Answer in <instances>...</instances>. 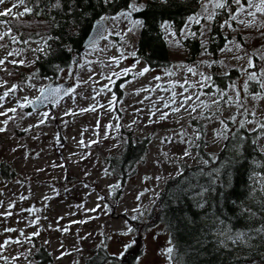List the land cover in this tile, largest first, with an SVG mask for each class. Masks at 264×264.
<instances>
[{"label": "rangeland", "instance_id": "1", "mask_svg": "<svg viewBox=\"0 0 264 264\" xmlns=\"http://www.w3.org/2000/svg\"><path fill=\"white\" fill-rule=\"evenodd\" d=\"M16 2L7 0L0 11ZM24 7L13 8L9 15L16 32L21 27L23 34H47L50 25L43 19L14 18ZM200 7L181 34L166 26L171 62L156 69L136 56L139 25H133L134 19L107 18L106 38L72 54L71 66L58 71L57 80H72V90L60 103L39 111L29 106L50 80L35 73L34 60L47 39L21 47L19 36L10 32L0 40V60L5 61L0 64V95L8 93L0 98V128L5 129L0 131V164L6 163L8 178L11 170L15 173L10 179L0 173V264H31L42 246L53 257L51 264H84L102 245L122 258L135 240L134 248L141 241L135 264H172L169 231L163 224L147 225L163 185L181 172L180 163H194L197 151L192 147L205 143L203 150L216 156L224 135L234 127L254 130L264 124V90L252 81L247 91L243 89L247 72L264 66V16L256 13L254 19L248 12L255 8H249L236 20L229 19L231 28L221 27L227 12L214 9L213 0L202 1ZM238 7L233 4L232 11ZM213 11L219 14L209 20ZM215 23L230 35L228 44L216 60L206 53L190 60L180 38L196 25L202 40ZM9 31L7 23L0 24V34ZM249 58L256 68H248ZM145 68L148 71L140 75ZM231 68L239 70L238 79L226 90L218 88L212 74L229 73ZM189 95L192 99L173 111ZM129 137L133 143L147 138L149 145L123 182L110 176L105 162L124 149ZM261 138L264 152V129ZM257 179L263 187L264 174ZM103 264L120 262L113 258Z\"/></svg>", "mask_w": 264, "mask_h": 264}, {"label": "trees", "instance_id": "2", "mask_svg": "<svg viewBox=\"0 0 264 264\" xmlns=\"http://www.w3.org/2000/svg\"><path fill=\"white\" fill-rule=\"evenodd\" d=\"M135 1L113 0L104 4L102 0H59L57 4V0H25V6L32 12L22 18L45 20L50 25L47 34L28 31L23 34L21 27L16 32L10 16L1 19L7 21L9 32L19 36L18 46L24 47L31 40L37 43V38L47 39L35 56L34 70L40 77L52 80L57 79L60 69L71 66L72 54L83 52L82 44L97 19L120 15ZM202 1L148 0L139 11L132 12L131 17L140 21L136 56L148 68L168 67L171 57L166 26L181 34ZM219 25H211L202 40L196 25L180 38L190 60L204 53L218 58L230 36ZM239 73L237 68H231L229 73L217 71L212 79L218 88L226 90ZM119 85L116 82L117 89ZM263 129L234 127L224 135V145L216 156L203 150L205 143L196 149L192 147L197 151L194 163H180L181 172L163 185L147 225L163 224L169 231L173 242L172 264H264V233L257 231L264 228V186L257 179V174H264V152L260 149ZM148 145L147 138L133 143L129 137L119 154L106 158L110 176L124 182V176L146 156ZM6 166L5 162L0 164L4 179L8 178ZM11 171L8 179L15 176ZM240 233L244 235L237 239ZM135 243L122 258L107 253L103 245L95 247L84 264H103L113 258L120 264H135L141 255V241L136 248ZM34 260L31 264L54 262L45 246L34 253Z\"/></svg>", "mask_w": 264, "mask_h": 264}, {"label": "snow or ice", "instance_id": "3", "mask_svg": "<svg viewBox=\"0 0 264 264\" xmlns=\"http://www.w3.org/2000/svg\"><path fill=\"white\" fill-rule=\"evenodd\" d=\"M6 2H7V0H0V5H3ZM102 2L104 4H111L113 2V0H102ZM161 2L167 3V0H161ZM58 3H59V0H57V4ZM213 3H214V9H220L223 12H227V14H228V19H226L224 21V23L221 24V27H224L225 25H227L229 28H231L232 25L229 23V19L230 20H236L237 16L239 14L247 11V9H249V8H253V7L255 8L254 12H248V15L252 16L254 19L256 17V13H260L262 16H264V0H258V2H257V0H246V3H245V0H213ZM233 4L239 6L235 12L232 11V5ZM20 5H25V0H17V2L14 3L12 5V7L7 8L4 11H0V17L9 16L10 14L13 13V8H17ZM142 7H143V5H139V4L133 3V4L130 5L128 10H125V11L121 12L120 15H122L124 17H130L132 12L139 11ZM205 10H207V8H205ZM31 12H32V9L27 7V6H25L24 12H20V13L15 14L14 18L22 17L25 14H30ZM218 14L219 13H217L216 11H213V13L208 17V19L211 20ZM101 19H104V18L102 17ZM240 22L244 23V21H240ZM4 23H7V21L0 20V24H4ZM132 23H133L134 26L140 25V21L139 20H134V21H132ZM246 26H250V25H246ZM260 27H264V21H261ZM129 31H132V29H129ZM9 35H11L10 32H5L3 34H0V40H3L5 36H9ZM262 35H264V33H262ZM13 40L15 41V37H13ZM24 42L26 43V41H24ZM238 47H239V45H238ZM230 50L231 49H229V51ZM9 55H12V53H9ZM260 59L264 60V56H261ZM4 63H5V61L0 60V64H4ZM13 63H16V61H13ZM256 67L257 66L253 62V60L251 58H249V60H248V68H256ZM128 71H129V69H124L125 73H127ZM147 71H148L147 68L143 69L142 72L140 73V75H143L144 72H147ZM189 71L191 72L192 70L189 69ZM244 71L247 72V69H245ZM113 75H116V74L114 73ZM249 81L255 82L256 84L259 85L260 89L264 90V66H260L257 69V71L247 72V80L245 81V83L243 85V89L245 91H247V89L249 88V83H248ZM180 87H183V84H181ZM10 91H15V87H13V89H11ZM40 91L43 94L44 90L41 89ZM53 91L58 93L60 90L56 89V90H53ZM7 95H8V93L5 92L2 95H0V98H3V96H7ZM176 95L177 94L175 92L172 93V96H173V101L172 102L173 103H176V101H175ZM181 95H183V94L181 93ZM221 95H226V93L222 92ZM236 95H237V98L239 99L240 93L237 92ZM25 99H27V98H25ZM191 99H192L191 95L184 97V99L182 101H180L178 107L173 109V111H179L180 107L186 105L188 100H191ZM213 103L218 104L219 101H213ZM23 106L24 105H21V107H23ZM170 106H171L170 104H165V107H170ZM240 106L242 107L243 105L241 104ZM9 111H13L14 112L15 109H10ZM191 111L195 112L196 108L193 107L191 109ZM253 115H254V113H253ZM45 116H47V113H45ZM166 116H167V114L165 113V114L162 115L161 118L162 119L166 118ZM209 118H211V117H209ZM194 119H195V117H194ZM41 122H43V121H41ZM221 123H223V121H221ZM261 127L264 128V124H261ZM225 129H227L226 125H225ZM4 130L5 129L0 128V131H4ZM196 138L199 139V135H197ZM184 154L185 155H189L190 153H188L187 150H186ZM6 231H15V229H6ZM257 231L264 233V228L258 229ZM21 234H23V233H21ZM33 235H38V233H33ZM243 235H244L243 233L238 234L237 235V239H239ZM0 247H3V245H0ZM168 251H169V253H171L172 250L169 249Z\"/></svg>", "mask_w": 264, "mask_h": 264}, {"label": "water", "instance_id": "4", "mask_svg": "<svg viewBox=\"0 0 264 264\" xmlns=\"http://www.w3.org/2000/svg\"><path fill=\"white\" fill-rule=\"evenodd\" d=\"M107 28L108 23L106 18L97 19L93 23L92 28L87 34L86 40L82 44V50H86L89 46H94V44H97L105 39ZM73 60L77 62L78 57H75ZM56 89H59L60 91L58 93L54 92L53 90ZM43 90V94L40 91L36 100L30 104V108L34 111H39L45 107H51L65 99L66 95L71 90V80L58 82V80L54 79L50 81L47 86L43 88Z\"/></svg>", "mask_w": 264, "mask_h": 264}]
</instances>
